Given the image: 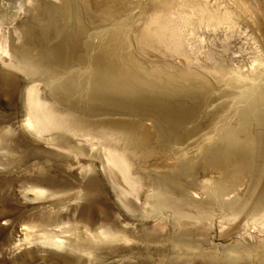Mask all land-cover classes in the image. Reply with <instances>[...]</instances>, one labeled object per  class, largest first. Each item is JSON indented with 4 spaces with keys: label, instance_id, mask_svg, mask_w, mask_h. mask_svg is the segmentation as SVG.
Segmentation results:
<instances>
[{
    "label": "rangeland",
    "instance_id": "374dc122",
    "mask_svg": "<svg viewBox=\"0 0 264 264\" xmlns=\"http://www.w3.org/2000/svg\"><path fill=\"white\" fill-rule=\"evenodd\" d=\"M150 1L108 0L121 16L112 27L86 0H0L1 55L16 49L26 63L49 62L40 75L62 56L59 78L85 81L68 92L26 78L16 59L0 63V264H264V105L249 104L264 83V0H193L228 24L189 42L177 16L168 14L162 34L147 27L140 12ZM112 30L141 99L90 89L87 65ZM57 46L61 56L49 53ZM25 90L24 99L34 92L38 107L66 115L65 129L28 134ZM72 122L80 127L71 131ZM236 127L247 135L223 146L217 138ZM56 137L72 149L46 143ZM33 223L55 232L104 225L122 239L71 263L56 249L16 247L21 226Z\"/></svg>",
    "mask_w": 264,
    "mask_h": 264
},
{
    "label": "bare ground",
    "instance_id": "6f19581e",
    "mask_svg": "<svg viewBox=\"0 0 264 264\" xmlns=\"http://www.w3.org/2000/svg\"><path fill=\"white\" fill-rule=\"evenodd\" d=\"M86 1H87L88 6L89 5L91 6V9L93 10V12H95L99 16L100 23H105V22L109 21L112 24V27H113V25H117L118 24L119 19H121V16H118L120 13H119V11L117 10V8L115 6H111V3H109L108 0H97V1L94 0V2H91V0H86ZM150 2L151 3L153 2L152 3L153 4V8H151V10L147 9V10H143L142 12H140V14L142 16L144 15L147 18V27H150V25H152L153 23H156L157 24V28H158L156 31H158V32H160L162 34V31L164 32V30H168V14H171L172 16H177L178 19H182L184 21L182 26L184 28L186 27V30H183V32H184V35L186 33V35H187L186 39H188V42H189V40L192 39V37L198 31H205V32L206 31H211V32H214L218 28H220L221 26H223L225 24H228V20L225 17L218 18V17H215V16L211 15L209 10L207 9L206 4H208V3H206V2H205L206 4H204V5H201L202 3L201 4L200 3H196V1H193V0H191V1H189V0H185V1L184 0H182V1H177V0H152ZM180 7L183 8V9H181ZM33 10H35V9H33ZM50 11H52V9ZM147 11H148V13H146ZM31 12H32V15L27 16V18H30L28 23H31V21L34 19V16H33V12L34 11H30V13ZM113 18H115V19L113 20ZM216 18H217V21H215ZM218 19H221V20H218ZM24 20H25V18H24ZM23 23H25V22H23ZM56 24L59 25L60 27H63V26H61L58 23H56ZM80 28H81L80 30L82 31L83 27L80 26ZM29 29H31V28H28V30ZM51 29L53 31H55V32L57 31L55 27H52ZM12 30H14V29H12ZM180 30H181V27H180ZM143 32H146V31L143 30ZM101 33L102 32H97L98 35L101 34ZM104 33H102V34H104ZM155 34H156V32H155ZM60 35H58V36H60ZM67 35H68V32L65 34V40L70 41L71 39L69 40V38H68L69 36H67ZM107 36H108V33H107ZM139 36L141 38V34ZM159 36H161V35H159ZM163 36H164V34H163ZM178 37H180V36H178ZM0 40H1V35H0ZM106 40H107V42H105ZM106 40L103 39V41L98 43V45L96 46L97 49L95 50V54L92 57L91 62H89L90 64L88 63V65H87V69L89 70V75H90V84L92 86V88H90V89L91 90L95 89L96 90V91H94L95 93L97 91H99V94H100V92H103V90H105V89H109L112 92H115L116 94L120 93L121 91L122 92L124 91V92H126L129 95V97H139V93L142 91V89L144 87L141 89V86L136 84L135 81L133 80V78L128 76L129 75V71L132 69V64L133 63L131 64V63L127 62V59H126L127 57L124 56L122 54V52L117 48V43L119 41H121L119 33L117 31L112 30L110 36H108V38H106ZM57 41H58V39H57ZM169 41H171V40H169ZM61 45H63V44H61ZM110 45L114 46V48L109 47ZM93 48H95V47H93ZM62 50H63L62 48L57 46V52H53L52 50H50L49 53H56V54L60 53V56H61V53H64ZM21 52H19L16 49L15 50L11 49L10 52L7 51L5 56L10 58L11 61L16 59L17 60V64L19 65V68L17 67L18 68L17 69L18 72L20 71L21 73H24L25 77L28 78V79H31V78L33 79V78L37 77V79L39 80V78L43 76V77L46 78L45 80L47 81V78H51V80L54 79V83L52 82V84H55V85L57 84L59 87H61L63 89H66L68 92H70V91L78 92V88H80V86H81L80 84L83 85L85 83L84 80L78 79V80H80V81H78V80L74 79V77L68 78L67 80H65L66 78L64 80L63 79L61 80L59 78L60 75L62 76V74H60V72H62V70H65L63 65H62V63H63L62 56H61V59L59 58L58 60L55 58L54 61L57 62V66L56 67L55 66L54 67L50 66L49 67L50 69H47V72H45V75H40L39 73L41 72V68L44 65H46V63H49V62L42 60L41 62L35 63V64L34 63L33 64L32 63H26V62H24V58L23 59L19 58V57L22 56ZM182 52H183V50H182ZM1 53H2V51L0 49V63L2 65H4V67H6V68L7 67L10 68L11 67L9 65L10 62L8 63L6 61L7 58L5 56L1 55ZM47 54H48V52H47ZM37 56H38V54H37ZM54 57H56L55 54H54ZM78 60L83 63V62H86L87 59H86L85 56L84 57L81 56V59H78ZM85 68H86V66H85ZM12 69H14V68H12ZM42 69H44V68H42ZM137 72H139V71H137ZM68 75H70V74H68ZM9 76H10V73H9ZM143 78H146V77H143ZM221 78H223V77H221ZM241 79H243V78L241 77ZM38 80H36V79L32 80L31 83L33 84L34 82H36ZM149 82H151V80ZM186 82H187V79H186ZM242 82H244V81L242 80ZM28 83H30V82H28ZM47 84H49V83H47ZM256 87H259L258 90H257ZM256 87H255L254 94L252 93L253 96L250 95L251 98H250L249 104H250V107L252 106V107L259 108L258 106L264 105V83L259 84ZM26 89H28V88H26ZM26 91L27 90H25L22 93V102H23V104H25V106H23L24 110L22 112V115H23V118H24L23 127L25 128V130L27 131L28 134H32V135H33V133L47 134V133H50V132H54L57 129V126H60L61 124L63 125V128H64V125L67 126V124H65V123H69V122H68V119H67L66 115H63L60 112L57 113L56 111H54V109H49V108H47L45 106H42V105H41V107H38L39 106V104H38L39 100L37 101V99H36L37 95L34 92H30L29 96H27L24 99ZM249 94L250 93H248V95ZM116 97H117V95H116ZM93 98H95V97H93ZM43 101H44V99H43ZM156 103H158V102L156 101ZM236 103H237V101H235V104ZM139 104H137V105H139ZM133 107L134 108H139V107H136V106H133ZM244 114H246V113H244ZM251 115H252V113H251ZM47 121H48V124L46 123ZM52 121H53V123H52ZM69 125H70L71 128H73V129H71V131L77 130L80 127L79 125H77L76 123H73V122L70 123ZM235 130L240 131V132H238L236 134ZM241 130H242V128H239V127L238 128L237 127L233 128L232 131L230 130L228 133L224 134V137L219 138L220 137L219 136L217 139H218L219 142H222L223 146L231 148L234 145L238 144V142H239L238 138L241 137V135H243V134L247 135V133H245V132H243ZM7 131L4 132V133L7 134L8 133ZM57 131H59V130H57ZM235 136L237 138H235ZM235 139H237V143L235 142ZM46 143H48V145H50V146L57 147L58 149H63V150H66V151H70L72 149V146L70 145V143L67 140L61 139V138H58V137H56V139H51V140H49V142H46ZM58 145H60L62 148L59 147ZM217 189H219V188H217ZM36 195L37 196H42L43 193L42 192H38ZM125 207H127V205ZM219 208H224V207H219ZM234 208L235 207H233L232 209H234ZM196 210H198V209H196ZM192 211H194V210L192 209ZM207 211H209V209ZM241 211H242V209H241ZM234 212H236V210ZM131 213H134V212L132 211ZM200 214H202V213H200ZM200 214H199V216H200ZM238 214H239V212H238ZM203 215H204V213H203ZM208 215L206 214V216H208ZM202 220H205V219H202ZM262 224L264 225V222H262ZM49 225L50 224L33 223V224H30V225H27V226L26 225L21 226L20 231H19V235L16 237L17 238L16 247H20L21 245L30 246L31 244H33V246L36 245V246H41V247H45V248H52L54 250L56 249L57 251H61V256L64 259H67L68 262L74 263V262H76V258H77L76 256H80V257L81 256H85V257H87L89 259V257L91 258L92 255H94V250H98V249L100 250L103 246L119 242L122 239L120 237V233L118 232V230H112L111 228H109L107 226H104V225L97 226L96 229H92V228H89V226H87V225H83L82 227L84 228V230L82 232H80L78 230L81 227L78 226V228H77L76 226H72V225H63V227L59 226V227H62V228H59V230H57L55 232L53 230H50L52 227L49 228ZM56 228H58V226H56Z\"/></svg>",
    "mask_w": 264,
    "mask_h": 264
}]
</instances>
